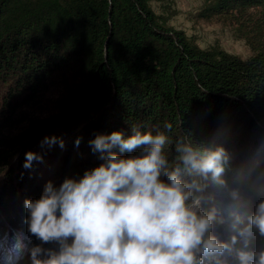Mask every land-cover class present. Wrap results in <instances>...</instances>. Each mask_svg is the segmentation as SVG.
I'll return each instance as SVG.
<instances>
[{
  "label": "trees",
  "instance_id": "obj_1",
  "mask_svg": "<svg viewBox=\"0 0 264 264\" xmlns=\"http://www.w3.org/2000/svg\"><path fill=\"white\" fill-rule=\"evenodd\" d=\"M150 1L164 0H0V81L9 88L0 121V233L30 234L24 202L39 199L43 183L40 170L31 162L25 167L26 153L44 149L66 178H80L92 169L82 154L98 156L90 144L97 134L119 131L127 138L133 126L168 135L170 165L178 140L224 147L229 161L221 178L238 189L242 204L227 200L213 182L205 210L227 218L234 208L248 214L264 200V0H205L198 13L233 23L251 51L244 59L217 46L200 48L154 13ZM253 9L262 12L257 22ZM54 77L69 78L51 118L56 130L44 120L39 126H50L48 137L34 136L38 124L3 135L16 109L36 101ZM242 125L252 137H240ZM223 133L233 134L234 143ZM59 142L65 147L53 145ZM214 188L217 196L209 193ZM216 226L222 239L230 235L227 224ZM253 246L264 247V238Z\"/></svg>",
  "mask_w": 264,
  "mask_h": 264
},
{
  "label": "clouds",
  "instance_id": "obj_2",
  "mask_svg": "<svg viewBox=\"0 0 264 264\" xmlns=\"http://www.w3.org/2000/svg\"><path fill=\"white\" fill-rule=\"evenodd\" d=\"M132 133L97 134L90 144L99 166L59 187L49 181L39 199L25 200L30 234L41 245H57L30 247L31 264H264V247L253 246L264 238V200L248 214L234 208L227 218L202 207L213 182L240 199L221 178L229 161L223 146L178 140L170 165L165 132L133 126ZM115 148L140 152L124 156ZM34 158L26 153L25 167ZM218 224L228 225L226 239L214 234Z\"/></svg>",
  "mask_w": 264,
  "mask_h": 264
},
{
  "label": "rangeland",
  "instance_id": "obj_3",
  "mask_svg": "<svg viewBox=\"0 0 264 264\" xmlns=\"http://www.w3.org/2000/svg\"><path fill=\"white\" fill-rule=\"evenodd\" d=\"M149 5L153 12L161 16L167 25L174 29L182 30L185 35L192 38V40L200 48L217 46L220 49L228 53L235 54L242 59L247 58L251 54V51L245 44L244 39L236 36V30L233 23H230L223 17L212 16L205 19L198 15L199 11L206 5L205 0L150 1ZM251 13L256 17L255 22L262 18V12L260 9H253L251 10ZM65 82L66 84H69V78L66 79ZM65 82H61L58 77H54L51 82H49L48 87L41 92V94L36 96V101L28 105L21 104L15 111L16 121L14 125L6 129L3 135L12 137L15 134L22 133L28 129L29 126L34 127V125L38 124L35 128H40V130H38V133L36 132L37 134L34 136L37 138L48 137L50 126L46 127L47 130L43 129L39 126V122L51 120L50 124L52 129L56 128L55 125H53V120L51 118L57 112V100L64 93ZM8 89L9 88L6 84H3L0 81V121L2 120V116L6 114L3 110V106H5L4 100L6 99ZM241 131V133L239 132L241 135L240 137H252L251 134L253 131H249L246 126L242 125ZM257 133H259L256 134L258 137L259 135H262L260 132ZM221 136L225 137L226 141H229L227 142L229 144L231 140H233L232 144L235 141L234 137H232L233 134L232 136H228L223 133ZM66 140L69 142L68 139ZM224 143L226 142L224 141ZM60 144L59 146H57L58 143L53 145L57 148L65 147L64 143L63 147H61ZM43 150L39 152L38 150H35V158L31 161V165L36 167V172L40 170L38 173L42 176V193L49 181L53 183L54 187H59L66 178V176L61 173V169L58 167V160H54V157H51V155H44L42 153ZM81 158L87 161L86 165H88L87 167L89 169L90 167L93 169L100 164L98 156L93 158L92 156L90 157L83 153ZM1 178L0 174V180ZM211 185H213V183L210 184L207 192L211 188ZM218 189L222 190V195H224L227 200L233 201L229 198L224 188ZM219 190L214 188V190H211L209 193L217 196V191ZM234 202L240 205L242 204L240 199ZM243 206L245 207L246 205ZM218 230L219 228L216 226L214 234L222 238L225 233ZM4 231L0 233V264H31L28 249L34 245H41V241H39L35 236L31 237L29 233H22L24 236L22 237L18 236V231L14 229H9V233L6 234H4ZM20 233L21 232H19V234ZM49 244H42L41 246L48 248Z\"/></svg>",
  "mask_w": 264,
  "mask_h": 264
}]
</instances>
